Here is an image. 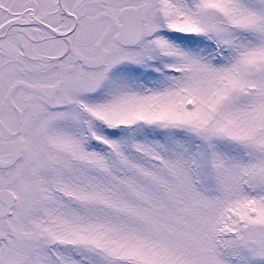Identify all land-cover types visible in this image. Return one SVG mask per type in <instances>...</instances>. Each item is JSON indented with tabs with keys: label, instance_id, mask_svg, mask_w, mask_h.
<instances>
[{
	"label": "snow or ice",
	"instance_id": "1",
	"mask_svg": "<svg viewBox=\"0 0 264 264\" xmlns=\"http://www.w3.org/2000/svg\"><path fill=\"white\" fill-rule=\"evenodd\" d=\"M0 264H264V0H0Z\"/></svg>",
	"mask_w": 264,
	"mask_h": 264
}]
</instances>
